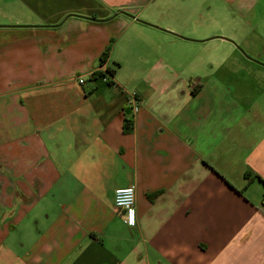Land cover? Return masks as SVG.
<instances>
[{"label":"crops","instance_id":"crops-1","mask_svg":"<svg viewBox=\"0 0 264 264\" xmlns=\"http://www.w3.org/2000/svg\"><path fill=\"white\" fill-rule=\"evenodd\" d=\"M259 85L264 0H0V264H264Z\"/></svg>","mask_w":264,"mask_h":264},{"label":"built area","instance_id":"built-area-1","mask_svg":"<svg viewBox=\"0 0 264 264\" xmlns=\"http://www.w3.org/2000/svg\"><path fill=\"white\" fill-rule=\"evenodd\" d=\"M99 71V70H96ZM90 78L86 75H77L76 79L82 85H85L90 79L93 80V74ZM111 76L107 73L105 81L110 80ZM138 104V97L135 92L129 95L128 105L132 108ZM115 205L122 213L123 220L126 225L134 227L138 223L136 189L133 186L117 188L115 190Z\"/></svg>","mask_w":264,"mask_h":264},{"label":"rangeland","instance_id":"rangeland-1","mask_svg":"<svg viewBox=\"0 0 264 264\" xmlns=\"http://www.w3.org/2000/svg\"><path fill=\"white\" fill-rule=\"evenodd\" d=\"M242 50L244 51V49H242ZM233 66L234 65H232L230 61L219 59V61L217 63H214L212 66L210 65L209 62L203 63V64L202 63H198L196 65V69H193V66H192L191 72L194 73L193 74L194 78H197L198 75L203 77V79L201 78V83H203V84H205V82L209 81L210 77L207 78L208 77L207 73H210V72L216 73V75L213 76V77L219 79L218 80L219 81L218 84H222V83L225 84V79L224 78H226L227 72L229 74H232L231 72H232ZM212 67H213V69H212ZM234 70H235L236 75L238 74L237 72L242 73L243 71H245L241 66H238L237 64H235ZM259 87L264 88V85H259Z\"/></svg>","mask_w":264,"mask_h":264},{"label":"trees","instance_id":"trees-1","mask_svg":"<svg viewBox=\"0 0 264 264\" xmlns=\"http://www.w3.org/2000/svg\"><path fill=\"white\" fill-rule=\"evenodd\" d=\"M110 49H111V47H109L108 50L100 58L101 65L104 64V62L107 60ZM116 66H119V64L117 63ZM115 72H116L115 68H113V69L107 68L105 71H102V70L96 71L93 74V80L98 81L100 83L105 82L108 85H112L113 81H110V80L105 81V78L107 76V73H109V75L112 77V76H114ZM133 130H134L133 117H126L125 123H124V132L129 134V133H132Z\"/></svg>","mask_w":264,"mask_h":264}]
</instances>
